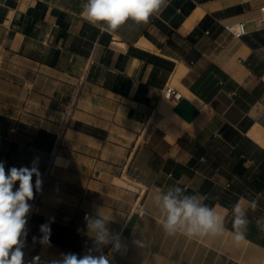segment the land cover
<instances>
[{
  "label": "crops",
  "instance_id": "crops-1",
  "mask_svg": "<svg viewBox=\"0 0 264 264\" xmlns=\"http://www.w3.org/2000/svg\"><path fill=\"white\" fill-rule=\"evenodd\" d=\"M85 2L0 0V161L38 159L43 178L26 262L85 254L102 219L121 244L105 248L110 264H264V0H169L112 33L83 17ZM241 19L233 37L224 25ZM123 175L135 184L124 203ZM170 188L204 198L224 234L167 235L153 198ZM50 217L51 246L33 244Z\"/></svg>",
  "mask_w": 264,
  "mask_h": 264
},
{
  "label": "clouds",
  "instance_id": "clouds-1",
  "mask_svg": "<svg viewBox=\"0 0 264 264\" xmlns=\"http://www.w3.org/2000/svg\"><path fill=\"white\" fill-rule=\"evenodd\" d=\"M168 2L169 0H86L82 15L93 26L112 33L128 21L137 25L148 23L149 18L166 7ZM5 163L0 161V264H110L111 256L110 253H105V248L111 245V251H117L121 244L118 240L113 244L102 219L90 221L87 225L95 247L85 254L66 252L50 261L41 262L39 257H34L26 262L24 249L29 234V216L33 211L31 202L35 194L42 192L43 178L38 159L32 161L31 167H11L7 171ZM180 191L179 188H170L166 193L157 194L153 198L163 217V231L169 236L182 234L189 239L222 236L225 232L222 216L213 207L203 203L204 198L180 197L177 195ZM232 213L236 229L234 239L240 242L245 238L249 223L247 213L238 204L233 207ZM53 220L50 217L48 222L40 225L41 235L32 237L33 244L51 246L50 225Z\"/></svg>",
  "mask_w": 264,
  "mask_h": 264
},
{
  "label": "built area",
  "instance_id": "built-area-1",
  "mask_svg": "<svg viewBox=\"0 0 264 264\" xmlns=\"http://www.w3.org/2000/svg\"><path fill=\"white\" fill-rule=\"evenodd\" d=\"M224 28L233 36V37H240L247 32L246 29V20L241 19L234 22H230L224 25ZM165 92L174 100H178L181 96L180 91L176 90L172 84H166ZM141 213V211H138Z\"/></svg>",
  "mask_w": 264,
  "mask_h": 264
},
{
  "label": "rangeland",
  "instance_id": "rangeland-1",
  "mask_svg": "<svg viewBox=\"0 0 264 264\" xmlns=\"http://www.w3.org/2000/svg\"><path fill=\"white\" fill-rule=\"evenodd\" d=\"M71 85V83H70ZM72 91V88L70 87V92ZM68 98H71V95L68 97ZM70 106V105H69ZM68 109V111L70 112V107L66 108ZM57 163H63L61 160H56ZM120 178H124L125 182H127L128 184H130L131 181H127L128 179L123 175L122 177ZM127 179V180H126ZM114 183H116V185H119L121 187V189L118 190V192L116 193V198L119 200V201H122V203H124L125 199L127 198V195L128 193L126 192L127 188L130 189V187L128 186V184H125V183H121L116 181V180H113ZM124 185V186H123ZM107 197V196H105Z\"/></svg>",
  "mask_w": 264,
  "mask_h": 264
},
{
  "label": "bare ground",
  "instance_id": "bare-ground-1",
  "mask_svg": "<svg viewBox=\"0 0 264 264\" xmlns=\"http://www.w3.org/2000/svg\"><path fill=\"white\" fill-rule=\"evenodd\" d=\"M114 180L118 181L121 183H125V184H128L127 182H125L124 180L125 179H122V178H114ZM124 186V185H123ZM128 186L130 187V189H135V184L133 182H130V184H128ZM136 205V204H135ZM227 243V242H226ZM225 244V243H224ZM220 250V249H219Z\"/></svg>",
  "mask_w": 264,
  "mask_h": 264
}]
</instances>
